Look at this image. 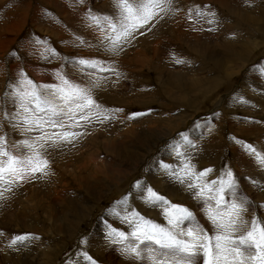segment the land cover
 Listing matches in <instances>:
<instances>
[{
    "label": "rangeland",
    "instance_id": "374dc122",
    "mask_svg": "<svg viewBox=\"0 0 264 264\" xmlns=\"http://www.w3.org/2000/svg\"><path fill=\"white\" fill-rule=\"evenodd\" d=\"M175 4L176 15L137 35L118 57H107L97 50L98 32L85 14L90 9L111 15L114 0H0V115L6 86L20 68L37 84L55 83L53 71L62 67L70 80L87 83L88 77L64 57L115 59L122 76L108 77L95 96L106 108L123 110L116 119L90 126L76 147L50 152L51 178L25 183L0 201V264H86L85 251L96 264H131L107 238L106 224L128 230L114 213H124L117 202L135 192L137 180L188 207L211 232L203 204L154 166L162 158L177 164L168 146L181 134L200 145V167L233 169L241 194L252 201L246 219L256 213L264 221V169L232 139L264 152V0ZM196 5H211L217 17L193 13L189 19L188 9ZM49 47L56 56L46 51ZM175 58L188 63L178 65ZM8 110H14L11 104ZM133 113L145 115L128 119ZM6 130L10 142L21 138L18 131ZM129 206L164 223L159 209L147 208L138 198L130 196ZM21 233L40 239L27 247H7Z\"/></svg>",
    "mask_w": 264,
    "mask_h": 264
},
{
    "label": "snow or ice",
    "instance_id": "6c2138e0",
    "mask_svg": "<svg viewBox=\"0 0 264 264\" xmlns=\"http://www.w3.org/2000/svg\"><path fill=\"white\" fill-rule=\"evenodd\" d=\"M114 9L111 15L93 13L90 9L85 14L88 26L98 32L97 50L107 57H118L137 35L143 36L159 21L180 11L175 0H114ZM193 13L196 17H217L211 5L189 7V19ZM77 40L81 45L86 43L79 37ZM46 51L57 55L54 48ZM63 59L87 76L88 82L70 80L62 67L53 71L55 83L37 84L20 68L16 79L6 86L4 111L0 115V201L8 200L25 183L51 178L54 172L50 152L76 147L89 134L90 126L116 119L123 111L106 108L95 96V90L107 83L108 77L122 76L115 59ZM175 63L188 62L175 58ZM9 104L13 111L8 110ZM142 115L145 113H133L128 119ZM6 127L12 133L18 131L21 138L10 142ZM232 139L264 169V152L247 141ZM168 147L175 152L177 164L173 166L162 158L154 166H158L162 176L203 204L201 211L211 225V232L188 207L172 203L147 181L137 180L133 185L135 192L130 190L117 202L125 206L124 213H114L128 230L106 224L107 238L131 264H201V260L202 264H264V221L256 213L250 222L246 219L252 201L241 194L233 169L227 164L219 170L200 167V145L188 134H181L180 141ZM130 196L138 198L147 208L159 209L164 223L130 207ZM39 239L33 233L16 234L7 247H27ZM82 256L86 264H96L88 252Z\"/></svg>",
    "mask_w": 264,
    "mask_h": 264
},
{
    "label": "bare ground",
    "instance_id": "6f19581e",
    "mask_svg": "<svg viewBox=\"0 0 264 264\" xmlns=\"http://www.w3.org/2000/svg\"><path fill=\"white\" fill-rule=\"evenodd\" d=\"M243 20H244V19H243ZM249 20H250V19L247 20V24L250 23ZM240 23H242V22H240ZM254 23H255V22H254ZM247 24H246V25H247ZM224 25H225V24H224ZM241 25H242V24H241ZM248 25H249V24H248ZM235 29H236V28H235ZM237 38H238V37H237ZM235 39H236V38H235ZM238 41H239V40H238ZM220 51H221V50H220ZM222 51H224V50H222ZM222 51H221V52H222ZM211 57H212V55H211ZM215 63H216V64H219V60L217 59V60L213 61V67L216 66ZM196 80H197V79H196ZM204 81H205V80H204ZM186 85H187V84H186ZM187 86L189 87V89H192V86H190V85H187ZM245 87H246V86H245ZM144 135H145V134H144ZM258 139H259V138H258ZM155 143H156V142H155ZM106 144H107V143H106ZM136 144H137V143H136ZM141 144H142V143H141ZM141 144H140V145H141ZM117 145H118V144H117ZM151 145H153V143H152ZM131 146H132V145H131ZM133 146H134V145H133ZM138 146H139V145H138ZM134 147H135V146H134ZM142 147H143V146H142ZM147 148H148V147H147ZM97 152H99V151H97ZM112 153H114V152H112ZM141 153H142V152H141ZM97 154H98V153H97ZM120 154H121V153H120ZM120 154L117 152V156L120 158L119 160H122L124 156L122 157ZM134 154L139 158V160H140V159H143L144 156H145V154H143V155L141 156L140 152H138V151H137V154H136V153H134ZM114 158H115V156H114ZM91 159H92V158H91ZM93 159H94V158H93ZM89 162H90V161H89ZM97 162H98V161H97ZM64 186H65V185H64ZM169 190H170V189H169ZM260 194H261V193H260ZM45 213H46V212H45ZM45 256H46V255H45ZM48 258H49V257H48ZM46 259H47V258H46ZM30 260H31V259H30ZM82 262H83V261H82ZM85 263H86V262H85ZM81 264H82V263H81Z\"/></svg>",
    "mask_w": 264,
    "mask_h": 264
}]
</instances>
